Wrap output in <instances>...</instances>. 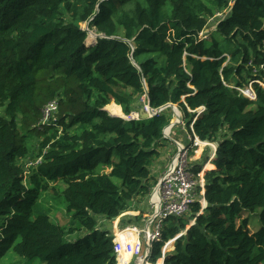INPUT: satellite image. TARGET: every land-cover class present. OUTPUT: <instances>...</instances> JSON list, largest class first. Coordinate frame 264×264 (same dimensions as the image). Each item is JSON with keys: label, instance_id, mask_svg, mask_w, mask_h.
Instances as JSON below:
<instances>
[{"label": "trees", "instance_id": "1", "mask_svg": "<svg viewBox=\"0 0 264 264\" xmlns=\"http://www.w3.org/2000/svg\"><path fill=\"white\" fill-rule=\"evenodd\" d=\"M86 23L105 36L88 42ZM263 40L264 0H0V264L11 250L40 264H116L100 217L126 212L121 227L142 225L130 208L151 192L172 114L126 120L105 107L123 115L114 101L129 115L145 95L156 109L177 104L186 126L194 121L202 140L217 142L207 206L167 219L152 263L175 239L164 264H264V87L255 83V99L234 87L264 76L254 72ZM51 100L58 110L46 121ZM45 196L66 201L67 225L51 219ZM257 209L261 226L251 233L243 212Z\"/></svg>", "mask_w": 264, "mask_h": 264}, {"label": "built area", "instance_id": "2", "mask_svg": "<svg viewBox=\"0 0 264 264\" xmlns=\"http://www.w3.org/2000/svg\"><path fill=\"white\" fill-rule=\"evenodd\" d=\"M227 14L228 11L226 10L219 11L214 16H212L211 20L222 19ZM86 24L87 27L85 28L87 30H90L88 23ZM201 35H203V32L201 33ZM250 64H252V62H250ZM259 70H262V73L264 74V63H260L259 65L254 66L255 73H257ZM255 83H258L260 86L264 87V78L251 79L244 86L235 85L234 87L243 95L251 99H255L257 97ZM141 99H143V97ZM145 108L149 113L152 114L158 112L157 110L159 109L153 108L149 106V104ZM57 110V100L49 101L44 109L45 120L48 121ZM182 122L183 128L186 129V132L188 134V140L184 144H180L176 140L174 141L178 144V150H176L175 154L170 160V163L160 175L156 187L149 196V201L152 206L151 215L145 220L142 225L127 224L121 227L120 221V224L118 222V224L114 225V227L112 228L111 234L113 235L115 250L117 252V255L119 254L118 263L116 257V264H130L131 261L133 262V264H153L150 257L153 244L162 239L163 228L165 227L167 219L171 216H185L189 214L193 204L196 202H200L201 211L207 206V201L204 197V174L206 171V164H208V162L215 156L217 150V142L202 140L194 131V121L189 127L185 126L186 124L184 121ZM206 148L210 149L209 161L208 158H206L207 161L204 162V159L201 162L202 167L199 171H196L195 168L196 166L199 167V163H197V158L194 156L198 154L199 150L201 151V153H203ZM41 161L42 157L36 158L34 162L29 161V163L27 164L26 173L30 172L29 167L31 166L29 164L36 165ZM158 199L160 201L159 207L156 205ZM194 222L195 219H192L190 224L192 225ZM185 232L186 231H184V233ZM174 240L175 239H171L166 242V244H169ZM125 253L130 254L128 259H125Z\"/></svg>", "mask_w": 264, "mask_h": 264}, {"label": "rangeland", "instance_id": "3", "mask_svg": "<svg viewBox=\"0 0 264 264\" xmlns=\"http://www.w3.org/2000/svg\"><path fill=\"white\" fill-rule=\"evenodd\" d=\"M85 27H87V24H84L83 25V28H85ZM93 32H94V29H91L90 32H89L90 33L89 36L92 35ZM216 38L222 43V46L225 49H228V50L233 49L235 47V45H236L235 42L232 43L229 40L224 39L220 35L216 36ZM94 39H95V37H94ZM94 39L91 42H93ZM135 103L137 105L136 107H138V108H142V107L148 106V102H147L146 95L143 96V99H141V98L136 99ZM175 107L178 108L179 114H181L180 117H179V119L181 121H179V123L174 124V125L171 124V123L175 122V120H177L176 119V116H175V114L173 112V108L171 107V114H172L171 117H172V120L169 122V124H171V126H179L180 127V126H183V124H182L183 122L182 121L184 119V114L182 113V110L178 107L177 104H175ZM169 124L167 126H170ZM19 127H21V126H19ZM40 130H41V127L38 126L37 128H35L31 132L32 136H30V138L28 139V145L29 146L33 147L34 145H36ZM175 130H176V128H175ZM165 133H166V131H165ZM181 134H178V137H182L183 134L182 135ZM170 137H171V135H170ZM169 142H170V140H169ZM166 145L167 146H170L168 143H166ZM171 149H173V147ZM170 156H171V154H170ZM203 158H205V157L203 156L202 159H201V161L203 160ZM114 159L115 160L117 159V156L116 155L114 156ZM167 165L168 164L164 165L161 162V159L160 158L157 159L156 162H154L153 167H152L153 177H152V181H151L152 183L151 184L153 186H152L151 192L149 194H146V195L141 194V195L137 196L134 199V202H133V204H132V206L130 208L132 210V215H131L132 216V219L135 218L137 221L141 222V224H143L142 222H144V220H146L151 215V213H152V206H151V203L149 201V198H150L149 196L151 195L152 191L156 187V184L158 182L157 179H159V177H160V176L158 177V175H160L158 173L161 172V166H163L164 168H166ZM209 166H208V164H206V168H208ZM114 181L116 183H118V184L121 183V181L118 178H114ZM56 186H58V185H56ZM63 188H64V183H61V186L59 188L56 187V189L57 190H60V191ZM50 193L53 194V192H50ZM45 198H46V201H45L46 206H51V208L53 209L52 210V213H51V219L54 222L59 223L61 225H67L68 224V221H70L71 218H72V213L71 212H68L69 214L66 213V211H67L66 201H64V199L57 200V201L53 199L52 201H50L47 196H45ZM143 207H145V209L148 210V211L146 210V213H145L146 215H145L144 218H143V215L142 214L139 215L140 213H136L135 212L136 209H142L144 211V208ZM200 212H202V211H200ZM148 213H150L149 216H147ZM258 214H259V209L255 210L254 212H250V213L243 212V217H248L249 218V221H250L249 230L251 231V233H253L256 230H258L260 228V226H261V223H260ZM187 215H185V216H187ZM127 216H129V213L124 212L123 213V216L121 218L122 219L123 218H127ZM121 218L119 219V217H118V218H116V219H114L112 221H108V220H105V217H100L101 226H105L107 228H111L110 230L112 231V228L114 227V225L118 224V222L120 224ZM135 224H138V223H135ZM82 233H84V231H77L75 234H73L69 238L72 239L76 235L78 237V236H80L78 234L83 235ZM172 250H173V246H169L168 244H166L162 248V252H163V254L164 253L165 254L161 258H159L158 261L156 263H154V264H162V262L164 264V258L163 257L166 256V252L169 254ZM118 256H119V254L117 255V263H118ZM124 256H125V259H128L129 256H130V254L125 253ZM11 263L12 264L13 263L14 264H40V259L39 258L28 259V258H25V257H21L18 254H16L13 250H11V251H9V253L6 256V258L2 261L1 264H11ZM130 264H133V262L131 261Z\"/></svg>", "mask_w": 264, "mask_h": 264}, {"label": "crops", "instance_id": "4", "mask_svg": "<svg viewBox=\"0 0 264 264\" xmlns=\"http://www.w3.org/2000/svg\"><path fill=\"white\" fill-rule=\"evenodd\" d=\"M233 3H231V5H232ZM224 10H226V11H228V13L230 12V10H231V7L230 8H227V9H224ZM219 12V11H218ZM217 13V12H216ZM215 13V14H216ZM214 14V15H215ZM213 15V16H214ZM212 18V17H211ZM211 18L209 19V23L208 24H210L211 25V28H207V29H209L210 31L211 30H214V29H216V26H217V24L219 23V20H211ZM206 29V30H207ZM208 30V31H209ZM133 47H134V45H133ZM252 62V61H251ZM262 76V75H261ZM262 78H264V76H262V77H260V79H262ZM231 86H234V85H231ZM149 100H147V102H148ZM112 103H114L115 105H117V106H119L120 107V110H121V112L123 113V115H120V114H112L111 112H110V110H108V108H107V106L105 107V108H107V111L109 112V113H111L112 115H120V116H124V117H126V118H129L130 117V115H132V113L133 114H135L136 115V112L134 111V109H136V111H139V109L140 108H138V107H134L133 109H132V112H131V114H129V115H126L125 113H124V111H123V108H122V106L121 105H119V104H117L116 102H114V101H112L110 104H112ZM109 105V104H108ZM173 105H175V104H173ZM173 112H174V110H173ZM177 113H179V111L177 112ZM183 113V112H182ZM134 115V116H135ZM181 115V114H180ZM119 116V117H120ZM176 116V115H175ZM176 119H177V116H176ZM172 120V119H171ZM172 124V123H171ZM174 125V124H173ZM175 128H176V130H175ZM168 129V128H167ZM170 129H171V132L169 131V135L171 134V140L168 138V140L167 141H165L164 142V146H163V148L161 149V152H162V156L160 157V159H161V162L164 164V165H166V164H169V162H170V160L172 159V156L175 154V152H176V150H178V144L176 143V142H174L175 140L177 141V142H179L180 144H184V143H186L187 142V140H188V134H187V132H186V129H184L183 128V126H172V127H170ZM169 130V129H168ZM167 130V131H168ZM166 131V132H167ZM183 135H182V134ZM178 134H181L182 135V137H178ZM169 140H170V142H169ZM166 143H168L170 146H167L166 145ZM173 147V149L175 150H173V149H171ZM209 151H210V149L209 148H206L204 151H203V153H201V151L199 150L198 151V154L196 155V156H194V157H196L197 159H196V161H197V163H201L204 159V162L206 161V158H208V161H209ZM172 152V153H171ZM174 153V154H173ZM170 154H171V156H170ZM173 154V155H172ZM193 154V153H192ZM205 157V158H203V160L201 161V159H202V157ZM211 161V160H210ZM209 161V162H210ZM156 162V161H155ZM210 165V167H211V162L210 163H208V166ZM168 166V165H167ZM166 166V167H167ZM212 167H213V165H212ZM166 169V168H164L163 166H161V172H159L158 174H162V172L164 171V170ZM154 171V170H153ZM160 175H158V177L160 176ZM144 208V211L146 212V210L147 209H145V207H143ZM148 211V210H147ZM138 213H139V211H137ZM130 214V213H129ZM146 214H144V216H145ZM150 215V213H148V215L147 216H149ZM109 229H111V228H109ZM167 253V252H166ZM164 258V257H163ZM162 264H163V262H162Z\"/></svg>", "mask_w": 264, "mask_h": 264}, {"label": "water", "instance_id": "5", "mask_svg": "<svg viewBox=\"0 0 264 264\" xmlns=\"http://www.w3.org/2000/svg\"><path fill=\"white\" fill-rule=\"evenodd\" d=\"M93 36L96 38V37H98V36H105V35H103L102 33L99 34V33H95V32H93ZM147 96H148V95H147ZM148 104H149V106H151L150 103H149V101H148ZM167 107H172L173 110H174V114L177 116V120H175V122H173L172 125H173V124H177V123H179V121H181V120L179 119L180 114L177 113L179 110H178L177 107H175V105H173V103H167V104H165L164 106L160 107L157 111H160V110H162V109H164V108H167ZM105 109L107 110V108H105ZM134 111L136 112V115L133 114V113H134V112H133L132 115H135V117H133V118H132V115H130L129 118H126V117H124V116H120V115H113V116H120V117H122V118H124V119H126V120H131V119L146 120V119H149V118L153 117L155 114H157V112L154 113V114L149 113L148 110H146L145 107L140 108L139 111H136V109H134ZM110 114H111V113H110ZM111 115H112V114H111ZM169 125H171V124H169ZM170 127H172V126H166V128H165V130H164V137H165L166 139L169 138V139L171 140L172 138H171L170 136L166 135V133H165V131L167 130V128H169V131H170ZM157 190H158V188H157ZM156 205L159 207V205H160V201H159V199L157 200Z\"/></svg>", "mask_w": 264, "mask_h": 264}, {"label": "bare ground", "instance_id": "6", "mask_svg": "<svg viewBox=\"0 0 264 264\" xmlns=\"http://www.w3.org/2000/svg\"><path fill=\"white\" fill-rule=\"evenodd\" d=\"M91 38H94L93 34L90 35V36L88 37V42H91V41H92V40H90ZM170 126H171V125H170ZM168 129H169V128H168ZM168 129H167V130H168ZM167 130H166V131H167ZM166 135L170 136V135H169V130L166 132ZM168 245H170V243H169Z\"/></svg>", "mask_w": 264, "mask_h": 264}, {"label": "clouds", "instance_id": "7", "mask_svg": "<svg viewBox=\"0 0 264 264\" xmlns=\"http://www.w3.org/2000/svg\"><path fill=\"white\" fill-rule=\"evenodd\" d=\"M247 84V83H246Z\"/></svg>", "mask_w": 264, "mask_h": 264}]
</instances>
